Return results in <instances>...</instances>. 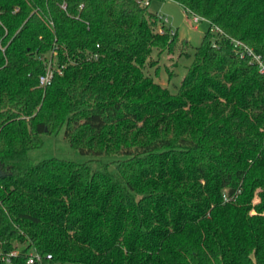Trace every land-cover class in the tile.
Here are the masks:
<instances>
[{"label": "trees", "instance_id": "1", "mask_svg": "<svg viewBox=\"0 0 264 264\" xmlns=\"http://www.w3.org/2000/svg\"><path fill=\"white\" fill-rule=\"evenodd\" d=\"M173 1L210 23L175 92L143 67L177 32L139 0H0V248L20 261L264 264V74L232 43L264 62V0Z\"/></svg>", "mask_w": 264, "mask_h": 264}, {"label": "rangeland", "instance_id": "2", "mask_svg": "<svg viewBox=\"0 0 264 264\" xmlns=\"http://www.w3.org/2000/svg\"><path fill=\"white\" fill-rule=\"evenodd\" d=\"M147 9L167 18V22L159 21L158 33L159 28L164 29L167 26L170 27V34H174L176 31L177 35L171 50L161 47L152 48L143 71L151 76L154 81L175 92L193 59L195 48L200 44L203 33L208 28V22L203 20L195 23L193 14L186 13L173 0H149ZM57 149L63 151L67 149L58 137L49 139L44 148L45 152H56ZM253 201L257 202V197Z\"/></svg>", "mask_w": 264, "mask_h": 264}, {"label": "built area", "instance_id": "3", "mask_svg": "<svg viewBox=\"0 0 264 264\" xmlns=\"http://www.w3.org/2000/svg\"><path fill=\"white\" fill-rule=\"evenodd\" d=\"M142 4L147 5L149 0H139ZM62 7L65 8V4H62ZM193 21L199 22V21H207L209 26V21L199 17L197 15H192ZM158 18L163 22H167V18H163L162 16L158 15ZM211 31L214 32H222L217 26H211ZM159 33H164V29L159 28ZM233 47L238 53L240 57H249L250 61L257 64L258 70L260 73L264 74V62L261 59V56L254 52V50L244 44L240 40L232 39ZM212 46L217 47V42L215 40L212 41ZM56 52L52 51L50 56L45 61V71L44 73L40 74L38 77L39 85L40 86H47L50 84L52 77L54 73L62 74V66H59L56 64ZM96 54L94 55V57ZM51 258V254H45L42 255L38 253L36 250H30L25 257L23 258V261H20L19 259V253L16 249L11 250H5L0 248V264H44L45 260H49Z\"/></svg>", "mask_w": 264, "mask_h": 264}, {"label": "water", "instance_id": "4", "mask_svg": "<svg viewBox=\"0 0 264 264\" xmlns=\"http://www.w3.org/2000/svg\"><path fill=\"white\" fill-rule=\"evenodd\" d=\"M3 175V172L1 171V169H0V176H2Z\"/></svg>", "mask_w": 264, "mask_h": 264}, {"label": "crops", "instance_id": "5", "mask_svg": "<svg viewBox=\"0 0 264 264\" xmlns=\"http://www.w3.org/2000/svg\"><path fill=\"white\" fill-rule=\"evenodd\" d=\"M186 12V11H185ZM186 13H188V12H186Z\"/></svg>", "mask_w": 264, "mask_h": 264}]
</instances>
